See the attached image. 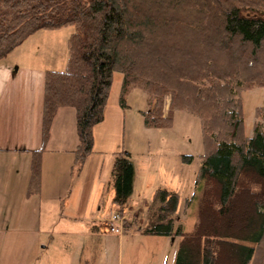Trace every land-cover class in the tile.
Instances as JSON below:
<instances>
[{
  "label": "trees",
  "instance_id": "obj_1",
  "mask_svg": "<svg viewBox=\"0 0 264 264\" xmlns=\"http://www.w3.org/2000/svg\"><path fill=\"white\" fill-rule=\"evenodd\" d=\"M63 27L74 32L63 72L45 74L42 143L57 110L73 108L74 163L81 167L120 74L122 110L131 90L147 95L144 127L171 129L174 113L186 112L201 130V163L184 203L196 206L192 230L176 225L179 196L162 189L141 234L178 238L174 264H264V107L255 110L262 122L248 138L240 97L264 87L255 70L264 65V0H0V61L36 32ZM40 152L31 159L28 195L40 189ZM133 176L129 154H115L112 202L119 213Z\"/></svg>",
  "mask_w": 264,
  "mask_h": 264
},
{
  "label": "crops",
  "instance_id": "obj_2",
  "mask_svg": "<svg viewBox=\"0 0 264 264\" xmlns=\"http://www.w3.org/2000/svg\"><path fill=\"white\" fill-rule=\"evenodd\" d=\"M37 33L39 31L0 61V261L4 264L14 262L11 260L14 256L11 250L16 246L23 248V260L32 259L34 249H27L36 244L33 242V234L44 231L42 228L50 225L51 221L60 233L59 239L53 243L63 248L66 246L63 238L77 229L80 217L87 223L98 224V214L105 206L111 214L119 210L112 202L114 191L111 186V161L115 154L126 152L125 120L128 114H133L130 100L137 90L129 92L126 97L127 108L122 110L119 106L122 76L113 75L103 120L93 129L92 153L78 167L73 155L78 145L76 112L73 108L57 110L50 124L48 139L42 143L45 74L56 70L48 68L45 54L41 56L39 50L28 47V42ZM143 112L146 111L138 110L136 115L142 123ZM144 131L139 132L142 135ZM39 150L40 189L37 194L28 195L31 159L33 153ZM127 153L134 166V176L132 193L125 204L128 206L127 211L124 210V205L121 214L135 217L141 207L147 212L155 193L162 190H157L156 183L166 181L164 175L167 174L165 169L168 156L159 145L151 144H148L147 151L139 155L140 163L132 158L130 152ZM105 163L108 171L106 176L103 175ZM182 167L178 169H182L184 173ZM174 178L180 184L181 179L178 176ZM106 183L111 189V202H104L102 198L103 184ZM165 190L176 193L180 201L178 191ZM109 217L104 218L103 222ZM130 222H126L130 225L129 228L132 225ZM94 229L99 232L96 226ZM141 229L139 227L140 233ZM82 230L83 235H88L87 229ZM18 232L22 233L19 234V238H22L15 241L10 233ZM39 242V247L48 248L45 243ZM84 259L81 258L78 264H82Z\"/></svg>",
  "mask_w": 264,
  "mask_h": 264
},
{
  "label": "rangeland",
  "instance_id": "obj_3",
  "mask_svg": "<svg viewBox=\"0 0 264 264\" xmlns=\"http://www.w3.org/2000/svg\"><path fill=\"white\" fill-rule=\"evenodd\" d=\"M73 32V27H63L52 31L42 30L35 37H32L33 39L27 45L32 49L39 50L41 56L45 54L48 59L46 62L48 68L51 67L53 70L63 72L68 58L67 41ZM255 70L264 75V65L255 67ZM240 97L244 134L250 138L253 126L262 122V116L258 119L255 118V110L264 107V87H255L244 91ZM130 105L133 114H128L129 116H126L125 120V150L130 152L132 158L137 162L140 161L138 160L139 155L147 151L148 144L151 146L159 145L167 152L168 163L165 169L167 174L164 175L166 181L162 184L156 183L157 190L162 188L178 191L180 201L176 211V218L178 217L176 225H181L184 232L188 233L192 230L196 220V206L192 204L185 208L184 203L193 193L196 174L201 163L200 157L203 153L199 119L186 112H175L171 129L149 128L146 130L136 115H138V110H148L147 95L141 90H136L132 95ZM168 105L169 97H165L164 115L168 112ZM140 130H145L142 135ZM180 156H190L191 162H180ZM178 167H182L184 173ZM103 175H108L106 163ZM174 176L181 179L180 184ZM109 191L111 189L108 188L107 183L103 184L102 198L104 202L109 200L111 195ZM109 201L111 202V199ZM124 208L127 211L128 206L125 205ZM107 209L105 206L102 212L98 214V224L87 223L83 217H80L77 229L69 232L63 238L66 240V246L63 248L53 243L54 240L59 239L60 233L54 222L51 221L50 225L42 228L44 231L33 234V242L35 241L36 244L27 249V251L34 249L32 259L23 260V248L16 246L11 250L14 254L11 259L14 262L11 264H78L81 258H85L82 264H174L179 239L142 235L139 227L143 228L145 224L146 209L144 207L140 208L137 216L127 217V221H131L132 225L127 231L120 234H111L106 230L103 221L111 214ZM104 212L106 215H103ZM100 216L104 217L101 218ZM95 226L99 232L94 229ZM83 228L87 229L88 235H83ZM19 234L22 235L18 232V234L10 233V236L17 241ZM39 240L45 243L48 248L39 247ZM0 264H4V262L0 261Z\"/></svg>",
  "mask_w": 264,
  "mask_h": 264
},
{
  "label": "built area",
  "instance_id": "obj_4",
  "mask_svg": "<svg viewBox=\"0 0 264 264\" xmlns=\"http://www.w3.org/2000/svg\"><path fill=\"white\" fill-rule=\"evenodd\" d=\"M127 217L118 212H114L110 215L109 219L105 221L104 225L106 230L111 234H120L123 231L124 223Z\"/></svg>",
  "mask_w": 264,
  "mask_h": 264
}]
</instances>
